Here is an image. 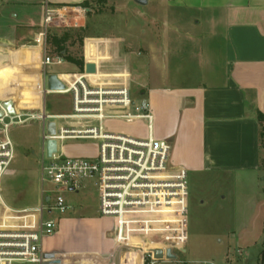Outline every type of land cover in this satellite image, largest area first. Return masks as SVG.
<instances>
[{"label": "crops", "instance_id": "0c3cea01", "mask_svg": "<svg viewBox=\"0 0 264 264\" xmlns=\"http://www.w3.org/2000/svg\"><path fill=\"white\" fill-rule=\"evenodd\" d=\"M46 2L65 8L50 33L60 21L74 18V26L84 29L91 21L82 53L84 64L96 66V84L127 85L133 91L132 67L149 70L135 97L149 101L154 137L171 143L173 166L243 180L258 190L264 173L259 122L264 114V0H148L144 6L134 0H0V99L13 100L17 109L47 110L45 72H79H54L51 66L57 64L44 71L41 65L34 38L42 29ZM97 6L102 9L94 11ZM102 25L107 28L101 30ZM63 58L62 64L70 63ZM111 124L107 127L126 132ZM144 130L137 135H148L146 122ZM252 194L245 206L258 214L244 228L252 229L247 233L260 246L254 263L260 264L264 193ZM95 200L90 210L58 217L57 231L42 244L44 254L54 258L44 264L143 263L142 250L116 244L114 220L99 214L98 190ZM141 241L143 250L157 246L150 238Z\"/></svg>", "mask_w": 264, "mask_h": 264}, {"label": "built area", "instance_id": "2783aa9c", "mask_svg": "<svg viewBox=\"0 0 264 264\" xmlns=\"http://www.w3.org/2000/svg\"><path fill=\"white\" fill-rule=\"evenodd\" d=\"M65 8L44 6L42 29L34 44L42 52L41 65H60L63 56L52 55L49 33L65 16ZM96 72L88 73L86 64L78 73L59 75L64 89L50 90L44 76L42 97L46 105L50 94H71L72 113L53 114L42 110L17 109L11 114L0 99V264H44L43 240L58 228L54 211L67 213L65 193H78L89 182L97 187L99 214L114 220L115 242L122 247L142 250V264H156L154 248L184 250L188 240V171L170 162L172 145L154 137V115L149 101L135 97L130 86L100 85L93 82ZM47 106V105H46ZM38 120L42 124L40 156V195L36 206L17 208L3 197V180L15 157L13 125ZM56 122V132L49 135L47 122ZM56 120H61L58 123ZM107 120L134 122L144 120L148 135L141 137L107 127ZM56 139L58 148L51 158L46 144ZM71 139L98 141L96 156H67L60 142ZM51 186L47 190L46 186ZM49 198V200H48ZM157 245L141 248V238ZM176 254V253H175ZM243 256V250H238ZM165 258V257H164ZM207 264V263H204Z\"/></svg>", "mask_w": 264, "mask_h": 264}, {"label": "rangeland", "instance_id": "374dc122", "mask_svg": "<svg viewBox=\"0 0 264 264\" xmlns=\"http://www.w3.org/2000/svg\"><path fill=\"white\" fill-rule=\"evenodd\" d=\"M143 9L142 7H139ZM101 10L100 7L94 11ZM74 18L60 21V26L54 27L56 32H63L75 27ZM84 32L89 34L92 28L88 22ZM102 23L101 21L97 22ZM94 25V23H93ZM90 27V28H89ZM83 28V27H82ZM101 26L100 29H106ZM73 43L69 42V51L75 54L83 52L81 40L73 36ZM84 45V44H83ZM54 72L76 71L78 67L65 62L62 65L51 66ZM133 93L139 95L138 83L147 82L149 70L132 67ZM49 113H72L71 94H50L46 100ZM58 123L61 120H56ZM117 129H124L127 133H144V123L138 121L107 120L106 124ZM10 135L15 141V157L4 176L3 197L11 206L17 208L36 206L40 199V156L42 152V124L32 120L21 125H13ZM138 136V135H137ZM264 140V136H263ZM67 156H96L98 154V141L85 139H71L59 143ZM188 201H187V231L188 240L185 252L174 249L178 258L170 264H254L257 259L259 244L252 243V229H245L256 218L258 212L246 202L251 199L252 193H264V173L260 174L257 189L245 181L220 178L215 175L188 173ZM46 189H51L47 185ZM97 187L89 182L78 193H65L68 204L72 210L65 214L54 211L51 217L77 214L83 210H90L96 204ZM256 220V219H254ZM243 233L245 235L243 237ZM243 249V256L238 250ZM137 250V249H136ZM240 259V261L238 260ZM156 264H165L162 261Z\"/></svg>", "mask_w": 264, "mask_h": 264}, {"label": "water", "instance_id": "95a60500", "mask_svg": "<svg viewBox=\"0 0 264 264\" xmlns=\"http://www.w3.org/2000/svg\"><path fill=\"white\" fill-rule=\"evenodd\" d=\"M139 5H146L148 3V0H134ZM87 72L88 73H94L96 70V66L94 63H88L86 64ZM47 87L50 90H60L65 88V84L58 78L57 74L51 73L47 76ZM5 107L8 109V111L11 114L15 113V107H14V101L8 100L5 102ZM47 132L49 135H54L56 132V122L54 120H49L47 122ZM58 148V142L56 139H49L46 144V156L48 158H51L53 153L57 151ZM49 200V198H48ZM153 252L155 254V257L159 260L163 259L164 257L168 260H176L178 256L173 253L171 248H167L165 250V256H164V250L162 248H154ZM45 257L48 259H53V254H45ZM56 263L59 262V260H54Z\"/></svg>", "mask_w": 264, "mask_h": 264}, {"label": "trees", "instance_id": "16d2710c", "mask_svg": "<svg viewBox=\"0 0 264 264\" xmlns=\"http://www.w3.org/2000/svg\"><path fill=\"white\" fill-rule=\"evenodd\" d=\"M85 29L80 27V28H69L63 30V32H56L55 30L51 33H49V38L48 41L51 45L50 53L54 56L60 55L64 56L67 61L70 63L76 65L78 67V70L83 69L84 65V59H83V53L81 54H75L71 53L68 49L69 47V42L73 43L74 40L73 36L76 39L81 40L82 46L84 42V38L86 37V32H84ZM70 52V54H69ZM259 122L261 124V133L264 136V114L260 113L259 114ZM262 147L264 148V140L262 142ZM260 264H264V250L261 252L260 259H259Z\"/></svg>", "mask_w": 264, "mask_h": 264}]
</instances>
